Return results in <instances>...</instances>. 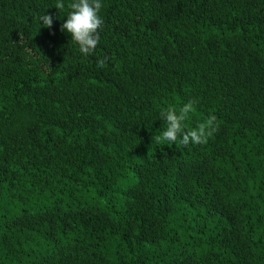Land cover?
Masks as SVG:
<instances>
[{
    "label": "trees",
    "instance_id": "1",
    "mask_svg": "<svg viewBox=\"0 0 264 264\" xmlns=\"http://www.w3.org/2000/svg\"><path fill=\"white\" fill-rule=\"evenodd\" d=\"M63 2L0 0V264H264V0H101L88 56Z\"/></svg>",
    "mask_w": 264,
    "mask_h": 264
},
{
    "label": "clouds",
    "instance_id": "2",
    "mask_svg": "<svg viewBox=\"0 0 264 264\" xmlns=\"http://www.w3.org/2000/svg\"><path fill=\"white\" fill-rule=\"evenodd\" d=\"M101 0H72L67 7L70 9L66 22L61 25V32L66 31L71 36V40L79 46V51L88 56L92 53L100 42L99 30L104 24L100 15L102 9ZM65 7L63 0H57L55 7L62 10ZM39 22L48 29L53 27L54 18L52 15H39ZM107 57L98 61V66L103 68L106 64ZM196 100L192 99L184 103L177 109L169 106L161 111L160 116L165 122L164 130L159 135L152 136V141L156 144H162L165 141L175 144L178 137H182L179 143L188 146L189 143L206 144L208 138L217 130L214 122L217 117L211 115L206 122L200 123L195 129L185 131L184 121L189 114L195 111L194 105Z\"/></svg>",
    "mask_w": 264,
    "mask_h": 264
},
{
    "label": "rangeland",
    "instance_id": "3",
    "mask_svg": "<svg viewBox=\"0 0 264 264\" xmlns=\"http://www.w3.org/2000/svg\"><path fill=\"white\" fill-rule=\"evenodd\" d=\"M92 197L90 196V195H84V197H82L81 198V201H79V202H72L71 203V205L72 206H77L79 203H84V204H95V201H93L92 199H91ZM65 204H68V203H65ZM12 207H10V209H11ZM16 211H18V209H16ZM11 212V211H10ZM35 255H37V254H34V253H30L26 258H25V261L26 260H31V259H34V257H35ZM13 264H17V263H13Z\"/></svg>",
    "mask_w": 264,
    "mask_h": 264
}]
</instances>
